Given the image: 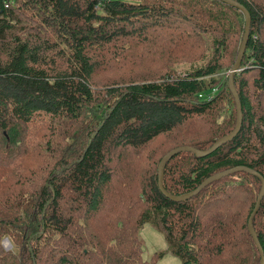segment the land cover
Returning a JSON list of instances; mask_svg holds the SVG:
<instances>
[{
    "label": "trees",
    "instance_id": "16d2710c",
    "mask_svg": "<svg viewBox=\"0 0 264 264\" xmlns=\"http://www.w3.org/2000/svg\"><path fill=\"white\" fill-rule=\"evenodd\" d=\"M233 1L252 17L234 75L241 129L207 155L169 159L173 196L235 167L264 177V3ZM247 22L224 0H0V156H24L34 138L28 155L42 160L0 163V241L13 243H0V264H152L165 253L145 261V223L164 230L182 264H261L248 226L260 177L235 171L182 201L159 186L173 148L207 150L237 127L225 70ZM207 40L205 64L180 74L169 64ZM147 48L162 69L125 71ZM161 137L174 147L157 160L144 151ZM260 207L264 250V197Z\"/></svg>",
    "mask_w": 264,
    "mask_h": 264
},
{
    "label": "rangeland",
    "instance_id": "374dc122",
    "mask_svg": "<svg viewBox=\"0 0 264 264\" xmlns=\"http://www.w3.org/2000/svg\"><path fill=\"white\" fill-rule=\"evenodd\" d=\"M254 2L260 4L264 3V0H253ZM210 43L207 40L205 44H203V50L199 51H193V52H186L185 54L183 53H177V58L170 57V62L172 68H175L177 73H185V71H188L192 68H196L198 66H201L202 64H205L206 61L209 59V55L212 54L213 50L209 48ZM148 49V50H147ZM145 52L141 54H134L133 59L135 61H139L137 65H127L124 67L125 71H130L133 73H137L139 75L147 72H154L156 69H162L161 65H163L161 62H156L155 59L156 57L149 56V48H147ZM144 56V57H143ZM114 67H118V62L113 64ZM130 67V68H129ZM228 68V67H227ZM226 72V77L228 76L227 70ZM98 78H102V75H99ZM226 79L224 80V82ZM223 82V83H224ZM22 133H20L21 135ZM28 137L26 136V139ZM40 141L38 139H32L29 144L25 145L23 148H25V151H21L22 155L25 154L24 156L20 157H12L8 159L2 160V157L0 156V163H13V162H27V161H42L40 158H34L33 156L28 155L31 151L35 150L36 145ZM6 147H9V144L6 145ZM14 148H16L15 145H13ZM174 147L173 143H169L168 137H161L159 138L156 142H154L151 146L150 149L145 150V153H149L150 156H155L154 159L158 158L161 156V154H166L170 149ZM152 148V149H151ZM39 150V149H38ZM133 152V154H136V152ZM16 153H18L16 151ZM1 155V152H0ZM135 158L136 155H134ZM139 164L140 162H134L133 155L131 157V164ZM141 164V163H140ZM142 166L146 167V163L144 162ZM141 239H143L144 247H143V257L146 260H149L150 263H152L153 258L157 253L164 252L165 255L161 257V259H158L152 264H182L180 258L175 255L174 253L169 250V244L167 241V238L165 237V232L162 228L157 227L155 224L151 223H145V226L142 228L141 233H140ZM0 243L6 250H10L13 248V243L7 238L3 237L1 238Z\"/></svg>",
    "mask_w": 264,
    "mask_h": 264
},
{
    "label": "water",
    "instance_id": "95a60500",
    "mask_svg": "<svg viewBox=\"0 0 264 264\" xmlns=\"http://www.w3.org/2000/svg\"><path fill=\"white\" fill-rule=\"evenodd\" d=\"M226 3L228 2L229 4H232L233 6L237 7L238 9L242 10L243 13L245 14L246 18L248 19V22H247V26H246V29H245V36H244V39H243V42H242V45H241V49H240V52L238 54V57L236 59V63L235 65L232 67V69L229 71V76H230V83H229V86H230V89L231 91H233L234 93V96H235V100H236V104L238 105V125L237 127L235 128V130L233 132H231L229 135L219 139L216 141V143L210 148V149H207V150H198L192 146H181V147H176V148H173L168 154H166L159 162L158 166H159V186H160V189L161 191L165 194V195H168L169 197H171L173 200H178V201H182V200H187L188 198H191L195 195H197L200 191L203 190V188L215 181H217L218 179L224 177V176H228L230 175L232 172H235V171H248L250 172L251 174L257 176V177H260V179H262V184H263V187H262V190H261V194L260 196L258 197V200L256 202V205H255V209L254 211L252 212V214L250 215L249 217V231H250V235L253 237L256 245H257V248L260 250L261 252V256H262V260H261V264H264V250L262 249V245H261V242H260V239H259V236L257 235V232L253 226L254 224V218L256 216V214L258 213L259 209L261 208L260 205H261V200L263 199L264 197V177L257 172L255 171L254 169L250 168V167H235V168H231L230 170H226V171H223V172H219L217 173L216 175H213L209 178H207L203 184L201 186H199L198 188L192 190V191H189L188 193H184V194H181V195H170L167 190L165 189V186H164V180H163V176H164V171H165V164L166 162L171 159L175 154L179 153V152H183V151H193L195 154H197L198 156L202 157L204 155H207L211 152H213L214 150H216L217 147L221 146L222 144L230 141V139L234 138L237 133L239 132V130L241 129V125H242V105L240 103V98H239V94L238 92L235 90L234 88V79H235V73L237 71H239L240 69V66H241V63H242V58L247 50V43H248V39H249V35H250V26H251V20H252V17H250V13L249 11L247 10V8L241 3H237L233 0H224Z\"/></svg>",
    "mask_w": 264,
    "mask_h": 264
}]
</instances>
